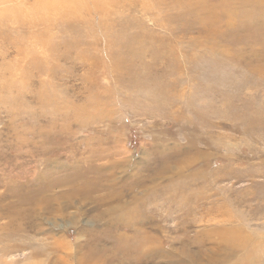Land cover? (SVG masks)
I'll list each match as a JSON object with an SVG mask.
<instances>
[{
	"label": "rangeland",
	"instance_id": "1",
	"mask_svg": "<svg viewBox=\"0 0 264 264\" xmlns=\"http://www.w3.org/2000/svg\"><path fill=\"white\" fill-rule=\"evenodd\" d=\"M47 1L0 0V264H264V0Z\"/></svg>",
	"mask_w": 264,
	"mask_h": 264
},
{
	"label": "bare ground",
	"instance_id": "2",
	"mask_svg": "<svg viewBox=\"0 0 264 264\" xmlns=\"http://www.w3.org/2000/svg\"><path fill=\"white\" fill-rule=\"evenodd\" d=\"M53 1V2H52ZM95 1H97V0H95ZM83 2L85 3V1L83 0ZM65 3L66 4H70V6L72 5V6H74L76 9L75 10H77V5H79L81 2H80V0H74V1H71V0H65ZM45 4L46 5H52V6H55L56 5V2H55V0H48L47 2H45ZM79 8V7H78ZM83 8V7H82ZM85 8V7H84Z\"/></svg>",
	"mask_w": 264,
	"mask_h": 264
}]
</instances>
